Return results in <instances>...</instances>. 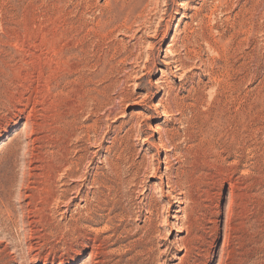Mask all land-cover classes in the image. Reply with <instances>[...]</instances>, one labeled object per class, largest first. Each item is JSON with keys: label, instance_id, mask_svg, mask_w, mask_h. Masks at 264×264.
Masks as SVG:
<instances>
[{"label": "rangeland", "instance_id": "obj_1", "mask_svg": "<svg viewBox=\"0 0 264 264\" xmlns=\"http://www.w3.org/2000/svg\"><path fill=\"white\" fill-rule=\"evenodd\" d=\"M220 99L250 130L185 177L191 120ZM263 155L264 0H0V264H264Z\"/></svg>", "mask_w": 264, "mask_h": 264}, {"label": "bare ground", "instance_id": "obj_2", "mask_svg": "<svg viewBox=\"0 0 264 264\" xmlns=\"http://www.w3.org/2000/svg\"><path fill=\"white\" fill-rule=\"evenodd\" d=\"M142 1V0H141ZM198 2V1H197ZM258 2V1H257ZM164 3V2H163ZM259 3V2H258ZM258 3H255V2H252V4H251V8L252 9H254L256 6H257V4ZM261 3V2H260ZM158 4V3H157ZM259 5V4H258ZM147 6H148V4H147ZM147 6L145 7L146 9H147ZM250 8V9H251ZM149 9V8H148ZM256 9V8H255ZM143 10H144V8H143ZM201 10V9H200ZM160 11V10H159ZM199 11V10H198ZM246 11V10H245ZM141 12V11H140ZM250 12V11H249ZM249 12H247L248 14H249ZM199 13V12H198ZM246 13V14H247ZM172 14V13H171ZM246 14H245V16H246ZM256 14V13H255ZM251 15V14H250ZM195 17V16H194ZM204 17V16H203ZM210 17V16H209ZM208 17V18H209ZM160 19V18H159ZM250 21V20H249ZM252 21V20H251ZM244 22V21H243ZM246 22V21H245ZM136 23V22H135ZM247 23V22H246ZM133 24V23H132ZM146 24V23H145ZM204 24V23H203ZM202 24V25H203ZM243 24V23H242ZM249 24V23H248ZM247 24V25H248ZM253 24V23H252ZM138 25V24H137ZM245 25V24H244ZM250 25V24H249ZM123 26V25H122ZM132 26V25H131ZM139 26V25H138ZM189 26V25H188ZM112 27V26H111ZM114 27V26H113ZM118 27V26H117ZM117 27L115 28L116 30H118L117 29ZM121 27V26H120ZM190 27V26H189ZM240 27H242V26H240ZM244 27V26H243ZM123 28V27H122ZM139 29L137 30V28H136V30H137V32H139V31H141V29L142 28H144L145 29V26L144 25H140L139 27H138ZM211 28V27H210ZM209 28V29H210ZM246 28V27H245ZM250 28V27H249ZM126 29V28H125ZM130 29V28H129ZM129 29H128V31H129ZM241 29V28H240ZM251 29V28H250ZM121 30V29H120ZM119 30V31H120ZM106 31H108V30H106ZM143 31V30H142ZM141 31V32H142ZM164 31V30H163ZM252 31V30H251ZM110 32V34H112L113 33V30H110L109 31ZM108 32V33H109ZM134 32V31H133ZM165 32V31H164ZM203 32V31H202ZM242 32V31H241ZM240 32V33H241ZM155 35L153 36L154 38L156 37H158V34H159V32H158V30H155ZM208 34V33H207ZM249 34V33H248ZM247 34V35H248ZM256 34V33H255ZM108 35V34H107ZM106 35V36H107ZM161 35V34H160ZM164 35V34H163ZM198 35H199V33H198ZM246 35V34H245ZM205 36V35H204ZM134 37V36H133ZM161 37V36H160ZM163 37V36H162ZM211 37V36H210ZM245 37V36H244ZM107 38H108V36H107ZM193 38V37H192ZM221 38V37H220ZM160 39V38H159ZM208 39V38H207ZM222 40H219V42L217 41V42H215L213 45L212 44H209L208 43V47H209V49L210 50H218L217 51V58L219 57V60H220V62L222 63V66H220V67H223V69H225V70H223L225 73H227V77H228V79L229 80H232V77H233V74L235 73V70H234V61H233V57H235V55L234 56H232V49L233 48H231V40H224L223 38H221ZM210 40H212V39H210ZM174 41V40H173ZM203 41V40H202ZM206 41V40H205ZM214 41H216V39L214 40ZM235 41V40H234ZM244 41V40H243ZM246 41V40H245ZM158 42H159V40H158ZM189 42V41H188ZM207 42V41H206ZM175 43V42H174ZM177 44V43H176ZM186 44V43H185ZM142 45V44H141ZM156 45V44H155ZM199 45V44H198ZM207 45V44H206ZM133 46H135V45H133ZM154 46V45H153ZM187 46V45H186ZM217 46V47H216ZM111 47V46H110ZM136 48L138 47V46H135ZM134 47V48H135ZM207 47V48H208ZM119 48V47H118ZM116 49H117V47H116ZM115 48H112V50L110 51V52H112L113 54H117V51L118 50H116ZM139 49H140V47H139ZM248 49V48H247ZM124 50V49H123ZM183 50V49H182ZM192 50V49H191ZM208 50V49H207ZM188 51H190V50H188ZM120 52V51H119ZM140 52V51H139ZM174 52V51H173ZM187 52V51H186ZM191 52V51H190ZM207 52H209V51H207ZM131 53V52H130ZM149 53V52H148ZM147 53V54H148ZM200 53V52H199ZM168 54V53H167ZM192 54H193V52H192ZM211 54V53H210ZM212 55V54H211ZM215 55V54H214ZM76 56V55H75ZM112 56V55H111ZM111 56H110V58H111ZM116 57H119L120 55H115ZM148 56V55H147ZM192 56H194V55H192ZM138 57V56H137ZM120 58H122V57H120ZM216 58V59H217ZM246 58V57H245ZM115 59V58H114ZM212 59V58H211ZM79 60V59H78ZM111 60V59H110ZM109 60V61H110ZM137 60V59H136ZM103 61V60H102ZM109 61L107 60V62L109 63ZM151 62V61H150ZM173 61H171V63H172ZM216 62V61H215ZM75 63V62H74ZM105 62H103V64H104ZM140 63V62H139ZM175 63V62H174ZM107 64V63H106ZM106 64L103 66L102 65V70L101 71H99V73H95L94 75L95 76H99L101 73H103L104 72V70H105V67H106ZM170 64V63H169ZM173 64V63H172ZM213 64H214V61H213ZM216 64V63H215ZM136 65H137V63H136ZM171 65V64H170ZM241 65V64H240ZM93 67H96L95 65H92ZM171 66H173V65H171ZM176 66H179L180 67V65H176ZM119 67V66H118ZM242 67H243V65H242ZM244 68V67H243ZM97 69V68H96ZM111 69H112V67H111ZM175 69H178V67H175ZM182 69V68H181ZM239 69V68H238ZM241 70V69H240ZM144 71V70H143ZM187 71H188V69H187ZM215 71V70H214ZM242 71V70H241ZM98 72V71H97ZM219 72V71H218ZM222 72V71H221ZM240 72V71H239ZM182 73V72H181ZM220 73V72H219ZM218 73V74H219ZM179 74V73H178ZM215 74V73H214ZM223 74V73H222ZM237 74H238V72H237ZM216 75V74H215ZM214 75V76H215ZM220 75V74H219ZM218 75V76H219ZM105 76V75H104ZM211 76V75H210ZM236 76V75H235ZM223 77H225V76H223ZM222 77V78H223ZM103 78V77H102ZM211 78H213V77H211ZM221 78V79H222ZM219 79V78H218ZM217 79V80H218ZM225 80V79H224ZM227 80V79H226ZM225 80V81H226ZM234 80V79H233ZM222 81V80H221ZM215 82V81H214ZM220 82V81H219ZM230 82V81H229ZM232 82V81H231ZM159 83V82H158ZM217 83V82H216ZM224 83H226V82H224ZM218 84V83H217ZM227 84H228V82H227ZM155 85V84H154ZM161 85V84H160ZM226 85V84H225ZM232 85V84H231ZM221 88V87H220ZM229 88H230V86H229ZM192 89V88H191ZM160 90V89H159ZM161 90H163L164 91V89L163 88H161ZM228 91V90H227ZM162 93V92H161ZM233 93V92H232ZM98 94V93H97ZM99 94H100V92H99ZM104 94V93H103ZM102 94V95H103ZM101 95V94H100ZM211 95V94H210ZM96 97V96H95ZM95 97H93L94 99H95ZM197 98V97H196ZM225 98V97H224ZM149 99V98H148ZM98 99H95V101H97ZM196 100V99H195ZM220 100H222V99H220ZM224 100V99H223ZM222 100V101H223ZM129 101V100H128ZM212 101V100H211ZM222 101H217V100H214L212 103H211V106H210V108L208 107V109L206 110V109H204V110H206L205 112H199V111H197L196 113H195V115H194V118L191 120L193 123H195V130H197V136H195L193 139H192V134H190L189 136V138L191 139V142H193V144L192 145H190V146H188V147H186L185 149H184V151L182 152V155H181V157H180V159H179V157L178 158H176V160H177V163H181L182 164V168H186V169H188V170H185V172H183V174H184V176L185 177H187L188 175L187 174H189V176H194L196 173L195 172H197V173H199V174H201V172H203L204 170H213V172L214 171H219V168H223L224 167V165L227 163V162H229V160H231V158H233V154H234V152H236L235 151V149L237 148V146L239 145V143L241 142V134H243L242 132L244 131L245 133L246 132H248L250 129H248V124L246 125H244L243 124V122H242V124L240 123V121H238V117H240L241 116V113L242 112H237L236 110H234L233 108V103H232V101L230 100V101H225V102H222ZM252 101V100H251ZM99 101H97V102H95L96 104L98 103ZM167 102V101H166ZM196 102V101H195ZM200 102V101H199ZM100 103V102H99ZM201 103V102H200ZM245 103V102H244ZM98 105V104H97ZM193 105V104H192ZM235 105V104H234ZM244 105V104H243ZM242 105V106H243ZM194 106V105H193ZM209 106V105H208ZM247 106V105H246ZM99 107H101V106H99ZM189 107V106H188ZM96 108V107H95ZM249 108V107H248ZM97 109V108H96ZM156 109V108H155ZM244 110V109H243ZM247 112H248V110H247ZM258 112V111H257ZM103 113V112H102ZM181 113V112H180ZM194 113V112H193ZM99 114V113H98ZM178 114V113H177ZM176 114V115H177ZM243 114H244V112H243ZM249 114V113H248ZM263 114V113H262ZM159 115V114H158ZM245 115V114H244ZM243 115V116H244ZM247 115V114H246ZM171 116V115H170ZM172 117V116H171ZM248 117V116H247ZM258 117V116H257ZM240 119V118H239ZM178 121V120H177ZM245 121V120H244ZM239 122V123H238ZM250 124H252V123H250ZM249 124V125H250ZM187 125V124H186ZM188 126V125H187ZM139 127H140V125H139ZM27 128V127H26ZM189 128H192L191 126H189ZM157 130V129H156ZM167 130V129H166ZM253 130V129H252ZM161 131V130H160ZM171 131V130H170ZM258 131V130H257ZM172 132V131H171ZM179 132V131H178ZM187 132H189V130H187V131H185V134H187ZM253 132V131H252ZM157 133V132H156ZM170 133V132H169ZM177 133V132H176ZM254 133V132H253ZM174 134V133H173ZM247 134V133H246ZM188 135V134H187ZM194 135V134H193ZM126 136V135H125ZM164 136V135H163ZM168 136V135H167ZM247 136H250V135H247ZM161 138H162V134H161V136H160ZM184 137V136H183ZM253 137V136H252ZM255 137V136H254ZM253 137V138H254ZM257 137V136H256ZM260 137V136H259ZM104 139V138H103ZM115 139V138H114ZM183 139H185V138H183ZM247 139V138H246ZM147 141V140H146ZM95 142V141H94ZM174 143V142H173ZM113 144V143H112ZM171 145V144H170ZM119 147V146H118ZM160 147H161V149H163L162 147H163V144H160ZM185 147V146H184ZM239 147V146H238ZM247 147V146H246ZM176 148H178V147H176ZM175 148V149H176ZM174 149V150H175ZM257 149V148H256ZM181 150V149H180ZM237 150V149H236ZM166 153H165V158H164V163H165V165H166V171H168V170H170V168H171V166L172 165H170V153H171V150H167V151H165ZM180 152V153H181ZM122 153V152H121ZM158 153V152H157ZM156 153V154H157ZM175 153V152H174ZM237 153V152H236ZM170 154V155H169ZM177 154V153H176ZM179 155V154H178ZM91 156V155H90ZM173 156V155H172ZM180 156V155H179ZM264 156V155H263ZM174 157V156H173ZM172 157V158H173ZM93 158V157H92ZM118 158H119V156H118ZM175 158V157H174ZM105 159V162L110 166V172H111V175L112 176H114V178L117 180V181H119L120 183L122 182V178H121V172H120V169L119 168H121V166H119L118 167V163H116V162H112L111 163V161H110V163H109V159L108 158H104ZM120 159V158H119ZM112 160V159H111ZM173 160V159H172ZM66 161V160H65ZM116 161V160H115ZM120 161V160H119ZM174 161V160H173ZM160 162V161H159ZM156 163V162H155ZM73 164V163H72ZM135 164V163H134ZM175 164V163H174ZM233 164V163H232ZM232 164H231V166H232ZM121 165V164H120ZM153 165V164H152ZM151 165V166H152ZM229 165V164H228ZM62 166V165H61ZM68 166V165H67ZM138 166V165H137ZM150 166V167H151ZM230 166V165H229ZM94 167V166H93ZM173 167V166H172ZM180 167V166H179ZM180 167V168H181ZM74 168V167H73ZM154 168V167H153ZM156 168V167H155ZM178 168V167H177ZM176 168V169H177ZM206 168V169H205ZM228 168V167H227ZM232 168H233V166H232ZM96 169V168H95ZM158 169H160V168H158ZM158 169H154L155 171L156 170H158ZM174 169V168H173ZM179 169V168H178ZM225 169V168H224ZM230 169V168H229ZM152 170V169H151ZM228 170V169H227ZM262 170V169H261ZM86 171V170H85ZM154 171V173H156ZM182 171V170H181ZM187 171V172H186ZM231 171V170H230ZM158 172V171H157ZM169 172V171H168ZM222 173H223V171H221ZM162 173V172H161ZM216 173V172H215ZM180 174V173H179ZM182 174V175H183ZM204 174H207V173H204ZM218 174H219V172H218ZM97 175V174H96ZM209 175V174H208ZM154 176H156V175H154ZM165 176L166 175H162V177H161V181L165 178ZM178 177H179V175H177ZM197 176V175H196ZM195 176V177H196ZM210 176H212V175H210ZM74 177V176H73ZM198 177V176H197ZM26 178V177H25ZM102 178V177H101ZM168 178V177H167ZM181 178H182V176H181ZM192 178V177H191ZM199 178V177H198ZM202 178H203V175H202ZM212 178V177H211ZM215 178V177H214ZM224 178V177H223ZM85 179V178H84ZM113 179V178H112ZM111 179V180H112ZM166 179V178H165ZM165 179H164V181H165ZM196 179V178H195ZM216 179V178H215ZM124 180V179H123ZM182 180V179H181ZM190 180V179H189ZM198 180H201V179H198ZM222 180V179H221ZM224 180V179H223ZM23 181V180H22ZM106 181V180H105ZM114 181V180H113ZM116 181V182H117ZM116 182H115V184H116ZM178 182V181H177ZM176 182V183H177ZM199 182V181H198ZM206 182V181H205ZM175 183V185L176 186H179V185H177ZM187 183H188V181H187ZM195 183V182H194ZM213 183V182H212ZM220 183H221V181H220ZM223 183V182H222ZM113 184V183H112ZM111 184V185H112ZM166 184V183H165ZM186 184V183H185ZM192 184V183H191ZM190 184V185H191ZM196 184V183H195ZM219 184V183H218ZM221 185V184H220ZM114 186V185H113ZM166 186H168V188L170 189V191H169V195H171V193L172 192H175V187H173L172 185H170V183H168V185H166ZM143 187V186H142ZM213 187V186H212ZM230 187V186H229ZM182 188H184V187H182ZM182 188H179V193H178V195H182V197L185 199V200H187V198H188V196H187V192L185 191H183V189ZM191 188H193V186L191 187ZM235 188V187H234ZM190 189V188H189ZM76 190V189H75ZM119 190H121L122 191V189H119ZM187 190V189H186ZM198 190V189H197ZM232 190V189H231ZM101 191V190H100ZM112 191H114V192H117V190H114V188H113V190ZM149 191V190H148ZM201 191V190H200ZM123 192V191H122ZM122 192H120V194L122 193ZM119 193V192H118ZM191 193V192H190ZM103 194V193H102ZM188 194H189V192H188ZM216 194V193H215ZM230 194V193H229ZM110 196H111V194H109ZM108 195V196H109ZM118 195V194H117ZM191 195V194H190ZM230 195H232V192H231V194ZM229 195V196H230ZM116 196V195H115ZM114 196V197H115ZM204 196V195H203ZM117 197V196H116ZM190 197V196H189ZM214 197V196H213ZM76 198V197H75ZM106 198V197H105ZM112 198V197H111ZM182 198V199H183ZM228 198V197H227ZM232 197H230V199H231ZM82 199V198H81ZM118 199V198H117ZM143 199H144V197H143ZM148 199H149V197H148ZM176 199V198H175ZM230 199H229V201H230ZM108 200V199H107ZM113 200V199H112ZM111 200V201H112ZM146 200V199H145ZM155 200V199H154ZM214 200H215V198H214ZM213 200V201H214ZM232 200V199H231ZM88 201V200H87ZM115 201V200H114ZM201 201V200H200ZM228 201V200H227ZM228 201V202H229ZM117 202V201H116ZM181 202V201H180ZM187 202V201H186ZM105 203H106V201H105ZM233 203V202H232ZM104 204V203H103ZM113 204H114V202H113ZM229 204V203H228ZM232 205V204H231ZM107 206V205H106ZM114 206H115V204H114ZM218 206V205H217ZM208 207V206H207ZM228 207V206H227ZM106 208V207H105ZM111 209H112V206H111ZM229 209V208H228ZM227 209V210H228ZM107 210V209H106ZM122 210H123V208H122ZM220 210V209H219ZM104 211V210H103ZM2 212V211H1ZM114 212V211H113ZM139 212V211H138ZM228 212H229V210H228ZM93 213V212H92ZM189 213V212H188ZM191 213V212H190ZM227 213V212H226ZM230 213H231V211H230ZM109 214V213H108ZM115 214V213H114ZM113 214V215H114ZM123 214V213H122ZM156 214V213H155ZM117 215V214H116ZM88 216V215H87ZM112 216V215H111ZM120 216V215H119ZM128 216H130V215H128ZM186 216V215H185ZM190 216V215H189ZM225 216V215H224ZM147 217V216H146ZM184 217V216H183ZM194 217V216H193ZM123 218V217H122ZM227 218V217H226ZM116 219V218H115ZM119 219H121L120 217H119ZM190 219V218H189ZM111 220V219H110ZM150 220V219H149ZM92 221V220H91ZM107 221H108V218H107ZM112 221V220H111ZM230 221V220H229ZM107 223V222H106ZM229 224V223H228ZM170 225V224H169ZM125 226V225H124ZM225 226V225H224ZM227 226V225H226ZM225 226V227H226ZM194 227V226H193ZM229 228V227H228ZM187 229V228H186ZM91 230V229H90ZM105 230V229H104ZM147 230V229H146ZM185 230V229H184ZM186 231V230H185ZM148 232V231H147ZM187 232L188 231H186V234H187ZM195 237V236H194ZM149 238V237H148ZM224 238V237H223ZM138 240H139V238H138ZM151 240V239H150ZM145 241H146V239H145ZM144 241V242H145ZM140 242V241H139ZM147 242H149L148 240H147ZM150 243H151V241H150ZM146 242H145V247H146ZM133 246V245H132ZM136 246V245H135ZM135 246H133V247H135ZM98 247V246H97ZM155 247V246H154ZM99 248V247H98ZM141 248V247H140ZM144 248V247H143ZM150 248V247H149ZM151 248H153V247H151ZM146 249V248H145ZM154 249V248H153ZM132 249L130 248V251H131ZM137 250V249H136ZM135 250V251H136ZM222 250H223V248H222ZM139 251V250H138ZM137 251V253H139ZM170 251V250H169ZM189 251V250H188ZM144 252V251H143ZM148 252V251H147ZM151 252V251H150ZM166 252H167V250H166ZM188 253V252H187ZM220 254V253H219ZM139 255V254H138ZM149 255V254H148ZM159 255H160V253H159ZM163 255H164V252H163ZM162 255V257H164ZM91 256V255H90ZM90 256H89V258H90ZM222 256V255H221ZM93 257V256H92ZM149 257V256H148ZM95 258V257H94ZM159 258H160V256H159ZM158 258V259H159ZM228 258V257H227ZM89 260H91V259H89ZM221 260H222V258H221ZM90 262V261H89ZM94 262V261H93ZM93 262H91V263H93ZM221 262V261H220ZM90 263V264H91ZM219 263V262H218ZM221 264V263H220Z\"/></svg>", "mask_w": 264, "mask_h": 264}]
</instances>
